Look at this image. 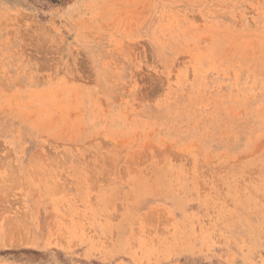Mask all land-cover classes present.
I'll list each match as a JSON object with an SVG mask.
<instances>
[{
    "label": "rangeland",
    "instance_id": "rangeland-1",
    "mask_svg": "<svg viewBox=\"0 0 264 264\" xmlns=\"http://www.w3.org/2000/svg\"><path fill=\"white\" fill-rule=\"evenodd\" d=\"M0 264H264V0H0Z\"/></svg>",
    "mask_w": 264,
    "mask_h": 264
}]
</instances>
